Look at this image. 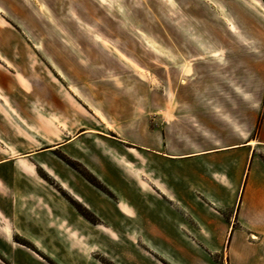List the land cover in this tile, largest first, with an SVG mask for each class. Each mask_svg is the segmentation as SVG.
Here are the masks:
<instances>
[{"label": "crops", "instance_id": "obj_1", "mask_svg": "<svg viewBox=\"0 0 264 264\" xmlns=\"http://www.w3.org/2000/svg\"><path fill=\"white\" fill-rule=\"evenodd\" d=\"M193 94L191 100L205 102L176 114L175 125L185 132L175 131L172 139L143 121L140 138L126 122L124 132L82 128L46 143V152L64 149L95 133L94 160L72 156L110 193L59 161L45 164L75 200L101 217L107 213L119 229L87 220L39 174L37 157L45 150L38 151L37 134L32 138L37 115L27 103L15 108L22 124L0 115V264H103L93 254L101 249L99 234L123 247L120 257L109 256L116 264H229L231 254L240 263L238 245H264L262 97ZM51 100L45 116L54 126L71 110L69 102ZM224 245L233 253L220 254Z\"/></svg>", "mask_w": 264, "mask_h": 264}, {"label": "rangeland", "instance_id": "obj_2", "mask_svg": "<svg viewBox=\"0 0 264 264\" xmlns=\"http://www.w3.org/2000/svg\"><path fill=\"white\" fill-rule=\"evenodd\" d=\"M0 73L6 75L0 81V115L22 124L15 108L27 103L37 115L38 129L31 134H37L38 151L82 128L124 132L126 122L133 137L140 138L145 121L172 139L184 131L175 125L176 114L205 102L191 100L193 93L261 95L264 108V0H0ZM52 95L59 104L69 102L71 110L63 120L60 113L54 126L45 116L52 112ZM94 134L38 154V172L87 220L119 229L107 213L101 217L86 207L97 219L82 214L75 204L85 205L45 164L54 159L98 181L83 162L94 160ZM78 154L83 160L72 156ZM98 238L101 249L94 256L116 264L109 256L120 257L121 244L106 234ZM229 247L219 253H233ZM238 248L244 259L239 263L231 254L229 264H264V245Z\"/></svg>", "mask_w": 264, "mask_h": 264}, {"label": "trees", "instance_id": "obj_3", "mask_svg": "<svg viewBox=\"0 0 264 264\" xmlns=\"http://www.w3.org/2000/svg\"><path fill=\"white\" fill-rule=\"evenodd\" d=\"M83 175L91 182V183H93L94 185H96L97 187H99L100 189H103V190H106V188L105 187H103V185H101L100 183H99V179H98V181H97V179L95 178V180H92V179H90L88 176H86L84 173H83ZM77 207H78V209L82 212V214H84L85 216H87V217H93V218H96V216L93 214V213H91L90 211H88L87 210V208L86 207H84V206H82V205H80V204H75ZM97 219V218H96Z\"/></svg>", "mask_w": 264, "mask_h": 264}]
</instances>
